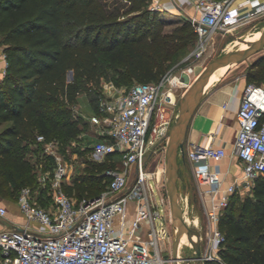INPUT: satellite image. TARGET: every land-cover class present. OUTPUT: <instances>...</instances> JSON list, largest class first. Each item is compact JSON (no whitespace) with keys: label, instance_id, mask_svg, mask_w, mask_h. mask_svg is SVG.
Here are the masks:
<instances>
[{"label":"trees","instance_id":"16d2710c","mask_svg":"<svg viewBox=\"0 0 264 264\" xmlns=\"http://www.w3.org/2000/svg\"><path fill=\"white\" fill-rule=\"evenodd\" d=\"M151 5L152 0H0L8 61L0 81V198L19 201L29 187L38 205L51 207L57 163L46 152L49 142L60 145L67 161L69 147L85 159L84 171L63 183L69 196L81 202L107 190L106 172L118 166L117 154L95 162L89 158L93 143L73 146L85 141L91 124L75 112L80 94L88 95L92 114H98L105 78L130 87L159 82L198 40L190 21L167 30ZM245 76L247 84L264 81V55ZM235 194L220 220V256L227 264H264V175L240 207Z\"/></svg>","mask_w":264,"mask_h":264},{"label":"built area","instance_id":"2783aa9c","mask_svg":"<svg viewBox=\"0 0 264 264\" xmlns=\"http://www.w3.org/2000/svg\"><path fill=\"white\" fill-rule=\"evenodd\" d=\"M192 14L188 20L197 33L198 56L220 30H229L250 19L264 15V0H190ZM157 7L160 0L155 1ZM5 76L8 61L3 54ZM172 82V81H171ZM166 78L159 82L136 83L118 91L114 83L104 88L99 113L88 119L95 128L89 158L105 161L111 154H119L121 164L107 170L111 181L107 190L94 199H83L79 205L64 187L70 182L72 167L56 142L46 144V152L56 159L50 179L54 189L50 208L37 204L32 190L21 192L19 206L29 222H37V230L0 231V264H167L163 255L162 238L155 219L161 216L160 206L168 204L162 192L157 172L146 169L150 145L149 132L156 120L158 100ZM264 81L245 86L237 112L239 132L234 148L243 164V176L225 185L219 163L227 156L225 147L194 144L188 156L194 163V175L200 185H208L210 198L206 201L208 229L202 240V256L206 262L227 264L220 256L225 235L220 229L221 216L240 186L253 188L255 180L264 175ZM40 142L45 137L38 136ZM49 174L41 180L45 183ZM155 181L160 201L152 181ZM162 185V184H161ZM130 201H135L131 212ZM8 213L0 208V215ZM149 227L146 237L138 235ZM205 243V247H203ZM195 255V252L193 253ZM183 263L187 264L185 257Z\"/></svg>","mask_w":264,"mask_h":264},{"label":"rangeland","instance_id":"374dc122","mask_svg":"<svg viewBox=\"0 0 264 264\" xmlns=\"http://www.w3.org/2000/svg\"><path fill=\"white\" fill-rule=\"evenodd\" d=\"M156 0H152L151 8L153 10L159 11L162 20L166 23V29L170 30L174 26L181 24L183 22L189 21V15L192 14L190 10H184L181 8H176L175 5L171 3L170 0H160V6L157 7L155 4ZM181 0H178L180 2ZM168 2V3H167ZM264 29V15L250 19L240 25L229 28V30H220L217 32L213 38L210 39L206 45L205 51L201 56H198L196 51L198 50V44L196 43L193 48L182 58V60L173 66L162 79L166 78V84L162 88L161 96L158 100L156 106L157 114L156 120L153 121L149 132L150 145L148 148L146 156V169L153 173H158L159 183H160V195L162 192L163 197H165L166 202L168 199V204L166 206L161 205L160 211L161 216L155 219V225L159 235L162 238L161 248L163 250V255L169 260L167 264H176L177 258V241L178 232H176V227L172 220L169 196L167 190V177H166V156H167V144L170 130L173 124L176 123L178 117L181 113V101L184 94L188 88L195 82L202 71L207 67V65L217 57L224 55L227 52L236 51L239 49V39H244L248 35L254 36L258 31ZM264 55V49L255 54L254 56L247 59L245 62L240 64H235L230 68L225 76L231 75L235 78L240 75H246L248 70L251 68L252 64L261 56ZM187 69H191V72L185 73ZM187 77V84L181 85L178 81H174V78ZM161 79V80H162ZM68 80L72 81L68 73ZM160 80V81H161ZM172 81V82H171ZM113 82L108 79H104L103 86L106 88L109 84ZM253 83V82H251ZM135 84V82L130 83V85ZM116 85V84H115ZM118 91L125 90L130 86H118L116 85ZM105 90V89H104ZM75 112L81 115L83 118H89L92 112L89 108L88 95L82 92L79 96L78 104L75 107ZM95 128L89 124L85 130V141L82 140L78 143H74V147L84 143L94 142ZM59 144L56 143L55 149H59ZM69 159L68 163L72 167L71 180L83 172L85 169V159L78 157L74 154L73 149L69 147ZM181 157V153H180ZM36 162V157L31 158ZM116 159L121 161L119 154H117ZM182 160V159H180ZM121 164V162H119ZM162 184V185H161ZM154 191L156 193L157 199L160 201V196L155 187V181H152ZM179 189L181 193V210L184 215V220L193 229L197 230L200 235L205 236L208 229V214L205 201L203 198L204 189H202L199 181H197L191 165L187 168H181L180 166V178H179ZM252 194V189L240 186L236 191V199L238 200L239 207L242 201ZM9 202L17 203L16 198H7ZM74 201L79 205L80 201L78 198H74ZM129 207L131 212H135L136 203L135 201H130ZM238 207V208H239ZM239 211V209H238ZM149 232V227L144 225L139 231L138 235L141 237H146ZM183 239L186 242L191 243L190 236L183 232ZM177 240V241H176ZM188 244H181L178 248L179 257H186L188 254H193V246ZM205 247V243L203 245ZM178 264H184L183 259L178 262Z\"/></svg>","mask_w":264,"mask_h":264},{"label":"crops","instance_id":"0c3cea01","mask_svg":"<svg viewBox=\"0 0 264 264\" xmlns=\"http://www.w3.org/2000/svg\"><path fill=\"white\" fill-rule=\"evenodd\" d=\"M176 8L192 11L190 0H170ZM168 3V2H167ZM5 45L0 39V81L4 74V54ZM247 79L245 75L232 78L231 75L224 76L214 82L205 91L202 102L191 120L185 150L186 156L179 158L181 168L191 165L194 173V163L189 159L188 153L193 145L225 147L227 156L219 163L225 181V185L234 183L243 176V164L235 155L234 148L239 132L237 112L241 104V98ZM182 159V160H180ZM203 198L209 201L210 195L208 185H201ZM5 207L8 211L6 216L0 215V231L5 229H22L29 226L30 229L37 230L40 225L37 222H29L25 214L21 211L19 202H9L7 199L0 198V208Z\"/></svg>","mask_w":264,"mask_h":264},{"label":"water","instance_id":"95a60500","mask_svg":"<svg viewBox=\"0 0 264 264\" xmlns=\"http://www.w3.org/2000/svg\"><path fill=\"white\" fill-rule=\"evenodd\" d=\"M264 49V30L261 38L247 50H236L212 60L198 76L195 82L188 88L181 101V113L173 124L168 137L166 156V177L170 210L174 226L182 233L186 232L190 238L195 255L188 254L185 257L187 264H208L202 256V240L199 232L191 228L183 218L181 210V193L179 189L180 178V153L186 156L185 143L192 118L198 110L204 93L205 86L212 73L227 63L240 64ZM73 79V71L69 72ZM179 237V233H178Z\"/></svg>","mask_w":264,"mask_h":264},{"label":"bare ground","instance_id":"6f19581e","mask_svg":"<svg viewBox=\"0 0 264 264\" xmlns=\"http://www.w3.org/2000/svg\"><path fill=\"white\" fill-rule=\"evenodd\" d=\"M263 30L264 29H262L261 31H258V32H256L255 34H254V36H251V35H248L246 38H244V39H239L238 41H239V49L238 50H247V49H250L254 44H255V42H257L260 38H261V36H262V34H263ZM235 64H231V63H227V64H225L224 66H221V67H219L218 69H216L213 73H212V75L210 76V78H209V80H208V82L206 83V86H205V91H207V89L214 83V82H216V81H218L219 79H221L222 77H224L225 75H226V73L230 70V68L232 67V66H234ZM192 70L191 69H187L186 71H185V73H188V72H191ZM186 75H184V77H181V78H178V77H176V78H174V81H178L179 82V84H181V85H186L187 84V77H185ZM182 215H183V213H182ZM183 218H184V215H183ZM176 232H178L179 233V238H178V241H177V258H178V260L176 261V264H178V262L180 261V260H182L183 258H180L179 257V250H178V248H179V246L181 245V244H188V245H192V243H190V242H186L184 239H183V233L178 229V228H176ZM187 245V246H188Z\"/></svg>","mask_w":264,"mask_h":264}]
</instances>
